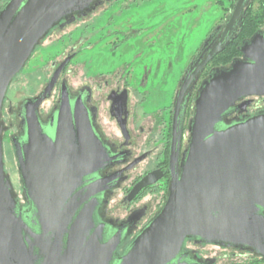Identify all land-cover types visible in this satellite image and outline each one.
<instances>
[{
    "label": "water",
    "instance_id": "water-1",
    "mask_svg": "<svg viewBox=\"0 0 264 264\" xmlns=\"http://www.w3.org/2000/svg\"><path fill=\"white\" fill-rule=\"evenodd\" d=\"M101 1L0 0V264H211L188 251V241L264 259V113L230 118L236 102L264 97L260 35L241 45L240 59L212 70L202 82L181 159V129L173 125L165 202L131 242L99 216L114 183L100 174L115 157L80 99L63 93L45 124L38 116L41 100L21 104L19 132L9 139L19 186L13 184L3 149L10 130L3 121L9 88L56 26L88 14ZM245 1H238L226 33ZM224 47L196 72L189 69L176 108L194 76ZM151 179H143L130 196L157 180Z\"/></svg>",
    "mask_w": 264,
    "mask_h": 264
},
{
    "label": "flooded vegetation",
    "instance_id": "flooded-vegetation-1",
    "mask_svg": "<svg viewBox=\"0 0 264 264\" xmlns=\"http://www.w3.org/2000/svg\"><path fill=\"white\" fill-rule=\"evenodd\" d=\"M129 1L134 0H102L88 14L56 26L44 42L45 45L57 42V49L45 51L48 56L43 57L36 72L18 75L9 88L10 91L17 83L20 89V84L31 81L30 94L17 105L8 99L7 94L4 103V109L7 104L8 117L5 124L10 128L4 137L9 134L10 139L19 132L20 107L24 102L41 100L38 116L45 124L58 108L63 93L72 101H82L93 119L94 129L115 157L113 164L100 174L103 178L114 179V183L104 194L99 216L111 227L124 231L125 243L131 242L148 225L165 202L170 182L173 125L176 123V128L179 126L181 129V159L188 145V126L202 82L212 70L240 59L239 48L245 41L254 35L264 38V0H246L239 19L227 33L226 25L239 0H209L213 6H219L222 17L214 23L183 69L179 68L171 103L157 106L153 103L156 96L155 76L148 66H141L136 73L134 62L112 60L95 64L85 60L87 53L94 49L109 51L111 56L118 51L117 35L122 33V15L131 9ZM93 37L97 39L90 43L89 39ZM105 37L108 39L103 41ZM125 46L120 49V59L125 55L122 53ZM223 46L224 49L214 55L185 88L183 102L177 109V96L190 74L189 69H193L192 73L196 72V67L204 59ZM225 54H232L226 64L224 61L229 55L224 58ZM149 59L148 54V63ZM261 113H264V97L249 96L236 102L230 118L240 120ZM147 176L157 180L131 197L133 189ZM185 247L211 264H264V259L239 248L202 246L194 241L186 242Z\"/></svg>",
    "mask_w": 264,
    "mask_h": 264
},
{
    "label": "rangeland",
    "instance_id": "rangeland-1",
    "mask_svg": "<svg viewBox=\"0 0 264 264\" xmlns=\"http://www.w3.org/2000/svg\"><path fill=\"white\" fill-rule=\"evenodd\" d=\"M129 2L131 9L122 15L124 16L120 25L122 33L117 35L118 51L115 55L111 56L109 51L94 49L87 53L85 60L95 64L112 60L129 62V64L134 62L133 67H137L136 73H139L141 66H148L155 76L154 105L170 104L180 69H183L190 56L198 49L214 23L222 17L219 6H213L209 0H134ZM96 39V37L90 38L89 42L93 43ZM107 39L108 37H105L103 41ZM45 44L43 41L36 49L21 74L28 71L35 73L43 57L48 56L44 52L54 51L58 47L57 42L48 44L49 46ZM124 44L126 46L122 49V53L125 55L120 59V49ZM148 54L150 55L149 63L147 62ZM231 57L232 54H225L224 58L227 59L224 64L228 63ZM17 86V83L13 84L8 93V99L10 98L14 105L30 94L33 84L31 81L24 82L20 84V89ZM6 111L7 104L3 116L5 123L8 119ZM3 149L5 169L13 184L18 185L17 168L9 134L4 137Z\"/></svg>",
    "mask_w": 264,
    "mask_h": 264
}]
</instances>
